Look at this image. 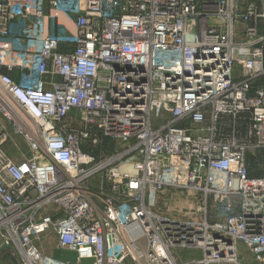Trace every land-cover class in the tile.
Wrapping results in <instances>:
<instances>
[{
	"label": "built area",
	"instance_id": "2783aa9c",
	"mask_svg": "<svg viewBox=\"0 0 264 264\" xmlns=\"http://www.w3.org/2000/svg\"><path fill=\"white\" fill-rule=\"evenodd\" d=\"M0 244L264 264V0H0Z\"/></svg>",
	"mask_w": 264,
	"mask_h": 264
},
{
	"label": "rangeland",
	"instance_id": "374dc122",
	"mask_svg": "<svg viewBox=\"0 0 264 264\" xmlns=\"http://www.w3.org/2000/svg\"><path fill=\"white\" fill-rule=\"evenodd\" d=\"M105 143H109L106 141ZM104 143V144H105ZM24 146V145H23ZM25 147V146H24ZM110 151L108 152H114L113 144H110ZM26 148V147H25ZM93 185L97 184V180L93 179L92 181ZM152 201H154V206L152 209H154L157 212H161L173 217H184L185 213L187 211H190L191 208L195 207V200L188 195L185 194H178V192L170 191L167 192L165 195L163 194H156L155 196H152ZM53 237V238H52ZM49 239L43 238L42 242L39 243L41 248L43 250H48L49 254H51L54 258L63 260V261H69L74 262L77 260L76 253L57 248L54 245L55 239L54 236H52ZM1 244H0V257L3 256V254L6 252ZM180 259L182 261H186V264H199L194 263L192 260L195 261V259H200L203 256V253L200 251H183L180 255ZM192 259V260H191ZM91 260H85V264H90ZM218 264H229V263H218ZM232 264H258V262L255 260L254 256L250 253V251L242 244L239 245L238 249V261L237 263Z\"/></svg>",
	"mask_w": 264,
	"mask_h": 264
},
{
	"label": "water",
	"instance_id": "95a60500",
	"mask_svg": "<svg viewBox=\"0 0 264 264\" xmlns=\"http://www.w3.org/2000/svg\"><path fill=\"white\" fill-rule=\"evenodd\" d=\"M0 264H20L17 258L10 251H6L2 257H0Z\"/></svg>",
	"mask_w": 264,
	"mask_h": 264
},
{
	"label": "crops",
	"instance_id": "0c3cea01",
	"mask_svg": "<svg viewBox=\"0 0 264 264\" xmlns=\"http://www.w3.org/2000/svg\"><path fill=\"white\" fill-rule=\"evenodd\" d=\"M43 250V249H42ZM45 253H48L49 254V252H48V250L46 251V250H43ZM192 260V259H191ZM196 260V259H195ZM198 260V259H197ZM192 261H194V260H192ZM184 262H186V261H184Z\"/></svg>",
	"mask_w": 264,
	"mask_h": 264
},
{
	"label": "bare ground",
	"instance_id": "6f19581e",
	"mask_svg": "<svg viewBox=\"0 0 264 264\" xmlns=\"http://www.w3.org/2000/svg\"><path fill=\"white\" fill-rule=\"evenodd\" d=\"M232 263H237V259L235 258V259L233 260V262H232ZM232 263H231V264H232Z\"/></svg>",
	"mask_w": 264,
	"mask_h": 264
}]
</instances>
